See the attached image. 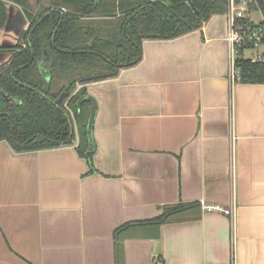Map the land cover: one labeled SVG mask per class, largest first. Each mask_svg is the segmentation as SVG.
<instances>
[{"label":"crops","instance_id":"obj_1","mask_svg":"<svg viewBox=\"0 0 264 264\" xmlns=\"http://www.w3.org/2000/svg\"><path fill=\"white\" fill-rule=\"evenodd\" d=\"M226 30L216 14L178 38L146 39L139 64L87 84L96 172L78 136L29 152L0 141V264H117L118 227L202 201L233 205L234 222L203 209L160 238H125L123 264H230L232 253L264 264V84L231 79Z\"/></svg>","mask_w":264,"mask_h":264},{"label":"trees","instance_id":"obj_2","mask_svg":"<svg viewBox=\"0 0 264 264\" xmlns=\"http://www.w3.org/2000/svg\"><path fill=\"white\" fill-rule=\"evenodd\" d=\"M10 3L22 8L27 29L19 41L0 53V141L18 152L72 145L95 169V150H89L91 102L78 106L89 94L87 84L113 78L139 64L146 39H174L201 29L213 15L225 14L228 0H0V29L7 27ZM251 9L264 17V0ZM246 16L243 23L249 22ZM246 43L238 49L235 67L243 83L264 84V60L247 56ZM149 220L133 221L116 229L117 264H123L125 238H160L169 222L198 219L202 204L167 203ZM154 264H165L159 255Z\"/></svg>","mask_w":264,"mask_h":264},{"label":"built area","instance_id":"obj_3","mask_svg":"<svg viewBox=\"0 0 264 264\" xmlns=\"http://www.w3.org/2000/svg\"><path fill=\"white\" fill-rule=\"evenodd\" d=\"M229 7L225 16L227 18V30H226V42L228 45L229 52V69L231 79L239 80L240 71L236 69L235 63L238 54V49L246 45V43H252V47L247 48V50H254L252 56L253 60H264V49L263 51H258L260 48L264 47V18L260 23H256L252 17V13L255 10L251 9L252 0H228ZM246 16H251V20L243 23ZM202 208L204 210H223L231 217L232 222L234 216V206H230L228 209H224L219 205L209 204L202 201ZM233 231V230H232ZM233 233V232H232ZM233 237V235H232ZM234 237L232 242L234 243ZM232 261L230 264H236L235 254L232 253Z\"/></svg>","mask_w":264,"mask_h":264},{"label":"rangeland","instance_id":"obj_4","mask_svg":"<svg viewBox=\"0 0 264 264\" xmlns=\"http://www.w3.org/2000/svg\"><path fill=\"white\" fill-rule=\"evenodd\" d=\"M12 5H15V4L10 3V6H9L10 7V18L7 23L8 25L7 27L0 29V46H6L8 49L18 42L17 39L15 40V35H17L20 32V30L23 29L26 23L25 19L23 18V13L20 15V13L14 12L11 7ZM252 17L254 18L256 23H260L261 21H263V18H264L260 11H254L252 13ZM254 53H256V51H254L253 49L248 50L247 56H252ZM6 54L10 55V52L8 51L6 52Z\"/></svg>","mask_w":264,"mask_h":264},{"label":"water","instance_id":"obj_5","mask_svg":"<svg viewBox=\"0 0 264 264\" xmlns=\"http://www.w3.org/2000/svg\"><path fill=\"white\" fill-rule=\"evenodd\" d=\"M85 101H90L91 102V106H92V109H91V114H90V117H89V120H88V140H89V150L90 151H93L95 150L96 148V142L94 140V126H95V118H96V115H97V111H98V106H97V100L89 93V94H86V95H82L80 98H79V101H78V106L79 108L81 109V105L83 102Z\"/></svg>","mask_w":264,"mask_h":264}]
</instances>
